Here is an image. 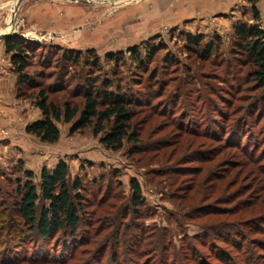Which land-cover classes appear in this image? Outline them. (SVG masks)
Listing matches in <instances>:
<instances>
[{"label": "rangeland", "instance_id": "1", "mask_svg": "<svg viewBox=\"0 0 264 264\" xmlns=\"http://www.w3.org/2000/svg\"><path fill=\"white\" fill-rule=\"evenodd\" d=\"M16 1L0 7L7 25L0 34L13 28L33 46L28 72L35 88L18 98L15 85L6 113L10 126L0 117V134L12 136L0 147V205L15 222L9 230L7 222L0 225V264H41L43 258L58 261L43 264H232L247 250L264 264L263 94L233 52L234 28L254 23L251 4L24 0L14 27ZM257 7L264 29V0ZM198 36L199 51L189 49V38ZM217 44L203 58L200 52ZM132 49L142 67L131 59ZM68 51L82 54L80 66L66 60ZM93 55L99 66L92 69L87 59ZM81 77L111 82L113 90L121 87L139 99L132 120L139 144L107 150L93 127L71 133L72 124L64 122L57 123L61 138L55 144L26 133L43 118L35 105L41 89L58 105L83 106ZM62 160L70 182L78 179L85 187L82 224L76 240L62 232L43 242L12 212L18 182L26 180L18 164L39 184L42 169L52 171ZM132 179L143 192L140 220L132 214ZM209 226L219 229V237ZM235 240H244L240 251Z\"/></svg>", "mask_w": 264, "mask_h": 264}, {"label": "trees", "instance_id": "2", "mask_svg": "<svg viewBox=\"0 0 264 264\" xmlns=\"http://www.w3.org/2000/svg\"><path fill=\"white\" fill-rule=\"evenodd\" d=\"M251 4L253 12V24L241 23L234 28L233 52L240 55L239 60L249 67L252 79L257 83L259 90H262L264 101V29L261 26V16L257 7L258 0H246ZM203 37L189 38L188 48L199 51ZM6 52L11 54V62L14 72L17 74V97H26L27 90H33L35 84L28 72L30 67L29 59L33 55V46L20 37L14 36L5 39ZM219 45H209L200 53L203 58L209 59ZM202 48V47H201ZM131 59H134L140 67L144 60L136 49L129 51ZM66 60L72 66L82 64V54L68 51L64 54ZM151 57V55H147ZM93 59H87V65L98 68L99 60L93 55ZM108 61L118 62L116 56H108ZM84 90L81 92L83 106L66 101L63 106L49 100L46 89L39 90L35 105L42 112L43 118L27 125L26 133L35 136L42 143L55 144L61 138V131L57 126L58 122L72 124L71 133L82 131L93 127L94 136L100 137V143L105 149L114 152L124 148L125 143L137 145L140 142V133L132 126V120L136 113L138 100L131 95V92L117 87L113 90L111 82L99 83L94 78H80ZM19 171L24 172L25 181L19 180L16 190V197L13 199L12 212L19 218V223L27 227L29 234L39 238L41 241H48L58 233H65L69 238L76 240L78 231L82 224L84 214L85 187L80 180L70 182V170L65 161H60L51 171L43 168L39 184L34 182L35 174L30 170H23V162H19ZM131 208L133 217L142 219L140 208L144 205L143 192L137 179L131 180ZM5 204L0 205V225L6 224L5 230L14 228V220L7 214ZM6 220L2 222V219ZM208 231L214 232L219 237V229L209 226ZM141 228L146 229L144 224ZM210 229V230H209ZM1 230V226H0ZM240 238H243V230L235 229ZM206 233L203 237H209ZM215 239V238H214ZM217 239V238H216ZM196 240V239H195ZM230 241V237H225ZM240 240V239H239ZM235 240L234 243H238ZM202 241H204L202 239ZM244 241V240H243ZM236 246L241 250L242 242ZM163 242L160 243V247ZM75 248L73 250L75 251ZM264 248V247H263ZM73 252V251H72ZM243 259H234L232 264H260L255 261L252 251L247 250ZM222 258V257H221ZM223 259V258H222ZM114 264L117 262L113 259ZM58 263L56 260L43 258V263ZM62 263V262H61Z\"/></svg>", "mask_w": 264, "mask_h": 264}, {"label": "crops", "instance_id": "3", "mask_svg": "<svg viewBox=\"0 0 264 264\" xmlns=\"http://www.w3.org/2000/svg\"><path fill=\"white\" fill-rule=\"evenodd\" d=\"M12 3V0H0V7ZM3 21L0 20V30L6 27ZM17 78L14 74L11 56L6 52L5 40L0 41V117L3 116L5 121L9 122L6 126H10V118H7L6 113H10L14 104V86ZM6 116V117H5ZM7 118V119H6ZM4 123V121L2 122ZM4 126V128H6ZM2 127V126H1ZM12 136L6 137L0 134V147L5 144H10Z\"/></svg>", "mask_w": 264, "mask_h": 264}, {"label": "water", "instance_id": "4", "mask_svg": "<svg viewBox=\"0 0 264 264\" xmlns=\"http://www.w3.org/2000/svg\"><path fill=\"white\" fill-rule=\"evenodd\" d=\"M23 1L24 0H17L15 6L13 8L11 22L14 25V27L17 24L18 10H19L20 4ZM73 1H79V0H73ZM18 35H19V33L15 29L12 28V30L10 32H5V33L0 34V41L5 40V39L10 38V37H13V36H18Z\"/></svg>", "mask_w": 264, "mask_h": 264}, {"label": "bare ground", "instance_id": "5", "mask_svg": "<svg viewBox=\"0 0 264 264\" xmlns=\"http://www.w3.org/2000/svg\"><path fill=\"white\" fill-rule=\"evenodd\" d=\"M126 1H128V0H126ZM130 1V0H129ZM13 27V26H12ZM11 30H9V31H6V32H10ZM5 33V32H4Z\"/></svg>", "mask_w": 264, "mask_h": 264}]
</instances>
